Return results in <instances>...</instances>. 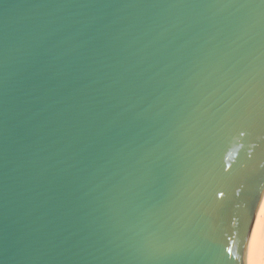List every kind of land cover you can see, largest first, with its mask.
Here are the masks:
<instances>
[{
  "label": "water",
  "instance_id": "water-1",
  "mask_svg": "<svg viewBox=\"0 0 264 264\" xmlns=\"http://www.w3.org/2000/svg\"><path fill=\"white\" fill-rule=\"evenodd\" d=\"M263 192L264 0H0V264H244Z\"/></svg>",
  "mask_w": 264,
  "mask_h": 264
},
{
  "label": "bare ground",
  "instance_id": "bare-ground-1",
  "mask_svg": "<svg viewBox=\"0 0 264 264\" xmlns=\"http://www.w3.org/2000/svg\"><path fill=\"white\" fill-rule=\"evenodd\" d=\"M244 264H264V192L250 227Z\"/></svg>",
  "mask_w": 264,
  "mask_h": 264
},
{
  "label": "snow or ice",
  "instance_id": "snow-or-ice-1",
  "mask_svg": "<svg viewBox=\"0 0 264 264\" xmlns=\"http://www.w3.org/2000/svg\"><path fill=\"white\" fill-rule=\"evenodd\" d=\"M218 195H219L220 197H223L224 193H223V192H220V193H218ZM229 255H230V250H229Z\"/></svg>",
  "mask_w": 264,
  "mask_h": 264
}]
</instances>
